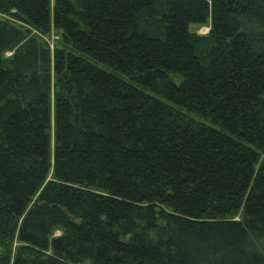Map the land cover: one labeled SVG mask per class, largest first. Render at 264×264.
<instances>
[{
  "label": "trees",
  "instance_id": "1",
  "mask_svg": "<svg viewBox=\"0 0 264 264\" xmlns=\"http://www.w3.org/2000/svg\"><path fill=\"white\" fill-rule=\"evenodd\" d=\"M0 16V264H264V0Z\"/></svg>",
  "mask_w": 264,
  "mask_h": 264
},
{
  "label": "rangeland",
  "instance_id": "2",
  "mask_svg": "<svg viewBox=\"0 0 264 264\" xmlns=\"http://www.w3.org/2000/svg\"><path fill=\"white\" fill-rule=\"evenodd\" d=\"M0 18H3V16H0ZM188 30L195 32L196 34H205L208 31V22L204 23L203 25H195V24H188ZM54 37V36H52ZM9 52H6L5 55H8ZM175 83L177 82V79H174ZM237 217V216H236ZM234 217V218H236ZM59 231H54L53 235H57ZM12 245H15V241Z\"/></svg>",
  "mask_w": 264,
  "mask_h": 264
}]
</instances>
